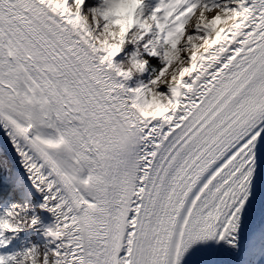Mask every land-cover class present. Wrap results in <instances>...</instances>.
<instances>
[{"label":"snow or ice","instance_id":"6c2138e0","mask_svg":"<svg viewBox=\"0 0 264 264\" xmlns=\"http://www.w3.org/2000/svg\"><path fill=\"white\" fill-rule=\"evenodd\" d=\"M0 264H264V0H0Z\"/></svg>","mask_w":264,"mask_h":264}]
</instances>
